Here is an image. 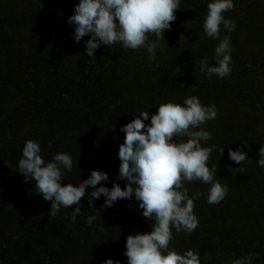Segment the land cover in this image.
<instances>
[{
  "label": "trees",
  "instance_id": "trees-1",
  "mask_svg": "<svg viewBox=\"0 0 264 264\" xmlns=\"http://www.w3.org/2000/svg\"><path fill=\"white\" fill-rule=\"evenodd\" d=\"M0 222V264H264V0H3Z\"/></svg>",
  "mask_w": 264,
  "mask_h": 264
},
{
  "label": "rangeland",
  "instance_id": "rangeland-1",
  "mask_svg": "<svg viewBox=\"0 0 264 264\" xmlns=\"http://www.w3.org/2000/svg\"><path fill=\"white\" fill-rule=\"evenodd\" d=\"M2 4H3V0H0V6L1 7H2ZM74 83H75V81H72L71 84H74ZM127 83H130V82H127ZM74 85H76V83ZM125 88H127V86H125ZM137 98H138L137 94L135 93V95H133L131 89H129L128 94H126L124 92L123 95L119 97V103H120V105H122L123 109L128 111V114H129V111H130V109L132 107L131 106V102H134L135 100H137ZM129 103H130V105H129ZM149 111H150V114H151V111H152L151 108H149ZM145 112L147 113V109H140V112L138 113V117L145 118L144 117ZM164 115H160L159 117H157V119L161 120V121L169 122L168 119L171 118V112L169 114L165 113ZM151 131H156V127L153 126ZM147 134H146V137H147ZM160 144H161V141H160ZM58 159H59V157H55V160L52 161V163L56 164L57 163L56 161H58ZM10 174H11V176H15L14 171H11ZM73 174H74V172H73ZM4 179H5V181L2 180L1 184L3 186L2 189L5 190L6 193L3 194L2 198L7 200V204L6 205H8V203L10 202L9 213L6 216H4V217H5V219H8L9 221L12 222V223H9L10 227H11V224H14L19 229H22V232L19 231V234L22 233V235H18V236H20V237H18V241L20 242L22 238L24 239V236L26 238H28V235H29L28 229L25 230V228H23V227L26 225V221H31V216L32 215H31L30 209L32 208L33 201H29V199H25L26 195H23L24 199L20 198V196H21V190L20 189H23V187L20 186V184L15 186V181H11L9 183L8 182V178L6 177V174L4 176ZM17 199H19L20 202H17ZM11 203H12V205H11ZM76 204L79 207L81 206L80 203H76ZM52 208L54 209V207H52ZM59 208L63 209L61 207H59ZM60 209H56L55 210V214L58 217L57 221H66V223L70 227H72L74 221H79L80 220V217L78 215L75 216L74 214H70V213L62 211V210L60 211ZM5 212H6V210H5ZM39 218H40V216H39ZM49 220L50 219H48V221ZM40 221H41V219H40ZM6 225H8V224H6ZM1 226H2V222H0V227ZM6 231H11V228L10 229L6 228ZM8 234H11V233H8ZM69 236L70 237L72 236V238H74L75 235L72 233V230H71V234ZM88 237H89L88 233L85 234L84 232H82L79 240L82 242L83 245L86 246V243H87V245L89 243ZM69 241L72 242V239L70 238ZM14 246H16V245L14 244ZM17 249H18V246H17ZM87 249H88V247H87ZM21 250L22 249L20 248V251ZM136 255L137 254H135V256Z\"/></svg>",
  "mask_w": 264,
  "mask_h": 264
}]
</instances>
